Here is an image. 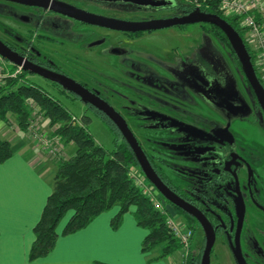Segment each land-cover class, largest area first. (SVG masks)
I'll list each match as a JSON object with an SVG mask.
<instances>
[{
	"label": "flooded vegetation",
	"instance_id": "1",
	"mask_svg": "<svg viewBox=\"0 0 264 264\" xmlns=\"http://www.w3.org/2000/svg\"><path fill=\"white\" fill-rule=\"evenodd\" d=\"M45 1L134 24L188 15L181 0H166L170 4L159 8ZM0 2V40L25 61L72 79L106 102L125 121L162 182L203 215L215 235L210 264H264V114L255 97L258 113H251L247 100L226 92L218 98L211 90L200 68V50L202 29L213 25L113 30L50 9ZM30 75L64 91L60 95L65 99H78L60 85ZM234 107L245 116L234 114ZM96 114L123 140L105 114ZM164 204L178 212L166 200ZM178 214L194 228L200 264L205 230L185 211Z\"/></svg>",
	"mask_w": 264,
	"mask_h": 264
},
{
	"label": "trees",
	"instance_id": "2",
	"mask_svg": "<svg viewBox=\"0 0 264 264\" xmlns=\"http://www.w3.org/2000/svg\"><path fill=\"white\" fill-rule=\"evenodd\" d=\"M194 1L199 2L200 5H196ZM219 2L220 0H181L186 14L196 10L218 16L238 33L250 57L255 75L264 90L254 67L255 55L244 40V32L238 29L236 19L223 16L218 8ZM212 28L229 45L226 36L216 27L212 26ZM231 55L243 74L240 61L232 50ZM26 74V71H22L0 86V121L10 124L12 116L17 127L25 131L29 118L26 101L32 100L48 118L49 126H54L53 133L59 135L65 144L73 143L75 147L72 156L57 164L52 179L51 194L47 198L39 221L33 228L34 241L29 250V261L45 258L51 252L59 237L56 229L69 212L70 217L63 227L62 236L84 228L101 213L113 208L118 209L110 222L113 230L119 227L123 215L133 209L132 216L137 225L147 230L141 243V252L147 254L160 248L159 255L148 259L147 264L165 259L180 251V243L167 226L166 216L153 208L151 200L143 195L129 178L128 173L132 167L139 169V166L124 139L118 138L119 136L115 134L118 137L115 138V146L111 150L99 145L88 131L89 117L79 118L78 125L69 124L71 113L67 108L46 89L30 83L26 79ZM244 79L248 84L245 76ZM249 90L255 97L250 86ZM62 93L64 91H58L59 95ZM94 112L97 113L95 110ZM12 155L13 149L9 141L0 138V163L5 162ZM156 173L163 180L161 173L158 171ZM174 208L180 211L179 208L175 206ZM188 227L193 231L192 225ZM191 249L186 264H199V257L192 245Z\"/></svg>",
	"mask_w": 264,
	"mask_h": 264
},
{
	"label": "crops",
	"instance_id": "3",
	"mask_svg": "<svg viewBox=\"0 0 264 264\" xmlns=\"http://www.w3.org/2000/svg\"><path fill=\"white\" fill-rule=\"evenodd\" d=\"M0 124V135L13 149V155L0 163V264H147L151 253L141 252L147 230L137 225L133 209L123 215L121 224L113 230L110 222L117 208L101 213L69 235H61L65 223L60 227L59 224V237L51 252L45 258L29 261L33 228L51 194L53 178L42 173L45 164L36 155L37 150L26 148L18 135L15 138L19 143L7 139L9 131Z\"/></svg>",
	"mask_w": 264,
	"mask_h": 264
},
{
	"label": "water",
	"instance_id": "4",
	"mask_svg": "<svg viewBox=\"0 0 264 264\" xmlns=\"http://www.w3.org/2000/svg\"><path fill=\"white\" fill-rule=\"evenodd\" d=\"M13 3H20L29 6H37L43 9H50L56 13L71 17L75 20L95 26H105L113 30L135 31V30H149L165 28L173 24H188V23H202L210 24L217 27L227 38L232 51L235 53L240 61L243 74L248 81L261 109L264 114V90L261 87L254 69L252 67L250 57L245 49V46L239 37L238 33L222 18L196 11L188 14L183 18L168 21H155L145 24L126 23L118 20L108 19L102 16L87 13L71 6L57 4L48 5L45 0H5ZM109 3H131L140 6H151L155 8L168 6L169 1L166 0H96ZM0 56L11 63L13 66L21 67L23 71L29 74L38 75L46 80L54 82L62 87L63 90L73 94L78 99L83 101L86 105L91 106L95 110L105 114L110 121L118 128L122 138L128 144L135 159L138 163L139 169L144 175L145 179L159 192L164 200L171 205L185 211L190 216L195 218L205 230L207 241L206 246L200 260V264H210V252L214 243L215 235L207 220L194 207L184 202L180 197L176 196L159 178L152 166L147 160L143 150L138 145L135 137L127 127L125 121L119 116L106 102L100 99L96 94L92 93L82 85L73 81L66 76L53 73L51 71L40 68L29 61H25L18 53L12 51L0 40ZM204 80V79H202ZM177 126V125H176Z\"/></svg>",
	"mask_w": 264,
	"mask_h": 264
},
{
	"label": "rangeland",
	"instance_id": "5",
	"mask_svg": "<svg viewBox=\"0 0 264 264\" xmlns=\"http://www.w3.org/2000/svg\"><path fill=\"white\" fill-rule=\"evenodd\" d=\"M3 3L0 2V12L4 10V7H2ZM1 29V27H0ZM200 68L203 71V73L206 75V78L209 80L211 86V90L215 94L216 97L221 98L223 97V93H227L228 95H231L232 97H239L241 101L247 100L249 109L251 113H258L254 110V103L255 98L253 94L248 89V84L246 83L243 74L241 73L240 69L237 67L233 56L231 55V49L230 47L222 40V38L219 36V34L209 28H203L202 34H201V50H200ZM10 67L15 70V66L10 65ZM26 79L31 83H34L38 85L39 87H42L46 89L49 93H51L53 96L59 99V101L67 108V110L71 113V118L68 121L71 125H78L79 118L82 116H87L90 118V122L88 124V131L92 135L93 139L98 143L99 145L103 146L107 150H111L115 146V136L114 133H112L109 128L102 122V120L99 118V116L93 112L88 106L81 101L80 99L75 98H69L65 99L63 96L59 95L58 92L55 90L49 88L48 84H46L44 81L40 80L37 77L31 76L29 73L26 75ZM244 97V98H243ZM31 105H34V109L39 108V110L42 113V120L36 119L37 117L33 114V108ZM26 107L29 111V118L28 123L25 131H21L15 121L13 120L12 116L10 118V124L5 123L3 121H0L3 123L4 127H6L5 130H8L7 132V139H10V141L13 139L16 143H19L18 140H16V135H18L22 142L24 143L26 148L32 147L34 150H37L36 155L44 160L45 168L42 170V173L47 176L48 178H53L54 172L56 170L57 164L59 162H63L64 160L68 159L70 156L74 154L75 147L73 143L65 144L61 137L59 135H55L53 133V127L49 126V120L44 116L43 111L40 109L39 105L32 101L27 100L26 101ZM234 114L245 116L246 112L241 110L240 108L234 107ZM74 117V118H73ZM33 119V121H38L33 123V127L35 128L34 131L40 132V134L43 137H47L46 141L48 144H52L55 141V139L58 140V146H57V152L56 154L50 152L48 149H42L41 147V141L34 138L32 136V133H29L27 128L30 123H32L30 120ZM1 125V124H0ZM38 126V127H37ZM15 134V135H14ZM4 137L1 133L0 138ZM6 138V137H5ZM4 139V138H2ZM10 143V142H9ZM56 146V145H52ZM50 147V146H49ZM48 147V148H49ZM135 171H138L141 173L140 169H137L136 167H132ZM174 178V177H173ZM146 180V179H145ZM147 181V180H146ZM163 198L161 197V200ZM70 217V212L61 220L59 227L68 221ZM175 219L179 222H181V217L178 214V212H175L174 215ZM196 238L192 241V248L194 251H196ZM160 248L154 249L152 252L147 253L150 254V258H155L159 255ZM177 256L171 255L165 259H161L158 261H153L155 264H174L176 261Z\"/></svg>",
	"mask_w": 264,
	"mask_h": 264
},
{
	"label": "built area",
	"instance_id": "6",
	"mask_svg": "<svg viewBox=\"0 0 264 264\" xmlns=\"http://www.w3.org/2000/svg\"><path fill=\"white\" fill-rule=\"evenodd\" d=\"M196 5H200L199 2H196ZM218 8L225 18L236 19L238 29L244 32V40L255 55L254 67L258 78L264 86V0H220ZM10 65L12 64L0 56V86L7 79L15 78L22 72L21 67L15 66V70H11L12 67ZM31 107L34 109V105H31ZM33 114L37 117L36 119L40 118L39 120H42V113L39 108L34 109ZM30 121L32 123L28 125V132L41 141L40 144L43 150L48 149L56 154L58 138L55 139L56 142L48 144L46 141L47 137H43L38 132L39 130L34 131L33 123L38 121L34 122L33 119ZM53 144L56 146H52ZM128 176L141 193L151 200L153 208L166 216L167 226L180 243V251L176 253L177 263L175 264H186L192 250V229L175 219V213L164 204V200H161L155 188L145 180V177L140 172L131 169Z\"/></svg>",
	"mask_w": 264,
	"mask_h": 264
},
{
	"label": "snow or ice",
	"instance_id": "7",
	"mask_svg": "<svg viewBox=\"0 0 264 264\" xmlns=\"http://www.w3.org/2000/svg\"><path fill=\"white\" fill-rule=\"evenodd\" d=\"M0 246H2V238H0ZM71 264V262H69ZM108 264H116V262H108Z\"/></svg>",
	"mask_w": 264,
	"mask_h": 264
}]
</instances>
